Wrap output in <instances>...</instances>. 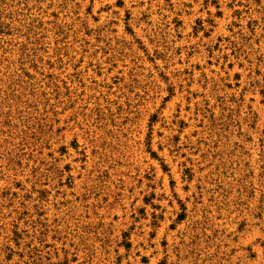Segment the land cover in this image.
<instances>
[{
    "label": "rangeland",
    "instance_id": "1",
    "mask_svg": "<svg viewBox=\"0 0 264 264\" xmlns=\"http://www.w3.org/2000/svg\"><path fill=\"white\" fill-rule=\"evenodd\" d=\"M0 264H264V0H0Z\"/></svg>",
    "mask_w": 264,
    "mask_h": 264
}]
</instances>
